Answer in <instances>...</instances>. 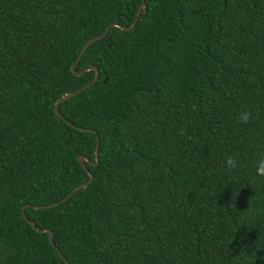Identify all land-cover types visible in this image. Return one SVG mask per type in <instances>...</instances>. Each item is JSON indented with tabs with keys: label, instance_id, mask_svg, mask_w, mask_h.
I'll return each mask as SVG.
<instances>
[{
	"label": "trees",
	"instance_id": "1",
	"mask_svg": "<svg viewBox=\"0 0 264 264\" xmlns=\"http://www.w3.org/2000/svg\"><path fill=\"white\" fill-rule=\"evenodd\" d=\"M144 1L59 120L142 0H0V264H264V0Z\"/></svg>",
	"mask_w": 264,
	"mask_h": 264
},
{
	"label": "water",
	"instance_id": "2",
	"mask_svg": "<svg viewBox=\"0 0 264 264\" xmlns=\"http://www.w3.org/2000/svg\"><path fill=\"white\" fill-rule=\"evenodd\" d=\"M147 14V8H146V5H145V1L142 0L141 4H140V7L138 9V12H137V15L134 19V21L132 22L131 26L129 27H125V26H122V25H119L118 23H112L110 24L106 29L105 31L100 34V35H97L91 39H89L82 47V49L80 50V53L77 57V60L76 62L71 66V71L74 75L76 76H82L84 73L88 72V71H95V76L94 78L87 84H85L84 86H82L80 89L74 91V92H71V93H68L66 95H64L62 98H60L54 105V113L56 114V116L58 117L59 120L61 119H64L62 114L60 113L59 111V107L60 105L65 102L66 100L70 99L71 97H74L75 95L79 94L80 92L88 89L89 87H91L99 78V71L96 67H89L87 69H84L80 72H77L76 71V66L78 65L80 59L82 58V56L84 55L85 51L87 50V48L93 43L95 42L96 40H99V39H102L104 38L108 33H109V30L113 27H117V28H120L122 30H125V31H130L131 29H133L137 23V21L139 19H143ZM106 80H104L105 82ZM70 124V123H69ZM72 126V124H70ZM81 129V128H80ZM98 149H99V137L97 136L96 137V144H95V152H94V158L95 160L94 161H91L89 158H87L86 156L80 154L77 158V162L84 168V170L87 172V174L89 175V179L86 181V182H83L82 184H80L78 187H76L74 190H72L65 198H63L62 200H60L59 202H55V203H52V204H48V205H45V206H36L37 209H43V208H51V207H55V206H58L60 204H62L63 202H65L66 200H68L72 195H74L78 190L80 189H84L86 188L93 180V174L89 172V170L87 169V166L86 164L88 163L90 166H93V167H96L98 164H99V157H98ZM25 220L28 221V223L32 226V227H35L33 225L32 222H30L27 217L25 215H23ZM42 232H45V233H48V236H49V241L51 243V245L56 248L54 242H53V234H52V231L51 229L47 228V229H44L42 230ZM59 256L62 258V260L66 263V264H69L65 257L62 255V253L56 248Z\"/></svg>",
	"mask_w": 264,
	"mask_h": 264
},
{
	"label": "clouds",
	"instance_id": "3",
	"mask_svg": "<svg viewBox=\"0 0 264 264\" xmlns=\"http://www.w3.org/2000/svg\"><path fill=\"white\" fill-rule=\"evenodd\" d=\"M253 119L254 118L252 112L249 110H242L237 117V121L241 124H249L250 122L253 121ZM226 166H227V170L231 172L238 169L240 167V164L236 157L229 156L226 159ZM255 168H256V175L258 177H264V157L260 158L255 162Z\"/></svg>",
	"mask_w": 264,
	"mask_h": 264
}]
</instances>
